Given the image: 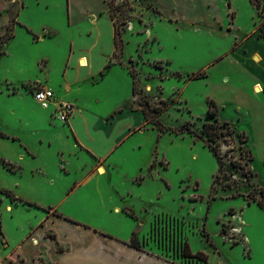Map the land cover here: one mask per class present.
Returning a JSON list of instances; mask_svg holds the SVG:
<instances>
[{
    "label": "rangeland",
    "instance_id": "obj_1",
    "mask_svg": "<svg viewBox=\"0 0 264 264\" xmlns=\"http://www.w3.org/2000/svg\"><path fill=\"white\" fill-rule=\"evenodd\" d=\"M45 1L53 19L58 18L61 0ZM107 2V16L120 32L121 50L115 60L134 83L131 109H141L162 129L140 121L142 132L127 141L130 153L123 167L94 176L76 189L60 182L64 195H49L41 200L45 205L37 206L49 216L58 213L73 226L80 224L113 239L124 249L136 236L141 243L136 255L149 264H264V208L253 201L262 200L260 191L264 195V94L252 92L254 81L264 77V0ZM15 14L11 9L13 19ZM13 26L14 22L8 29ZM2 42L0 132L21 134L24 121H33L42 110L22 94L20 83L40 76L46 61L55 70L62 55L54 56L53 42L31 44L23 34L6 46ZM124 53L129 57L121 60ZM38 86L22 87L33 95ZM211 101L217 124L226 123L223 129L229 131L218 144L220 170L200 138L203 124L214 121L207 117ZM26 138L24 145L11 140H5L11 148L0 144V188L12 193L18 175L7 170L1 157L17 171V164L23 168L19 152L23 156L24 146L40 163H52L34 138ZM232 161L242 168L233 167ZM69 170L59 180H82L74 166ZM4 197L0 193V201ZM27 214L17 211L18 221L24 222ZM48 236L55 239L52 232ZM70 249L71 243L56 247L62 252ZM124 259L133 261L119 253L117 261Z\"/></svg>",
    "mask_w": 264,
    "mask_h": 264
},
{
    "label": "crops",
    "instance_id": "obj_2",
    "mask_svg": "<svg viewBox=\"0 0 264 264\" xmlns=\"http://www.w3.org/2000/svg\"><path fill=\"white\" fill-rule=\"evenodd\" d=\"M60 3L59 17L53 19L45 0H0V40L8 33L11 20L14 22L11 36L1 45L6 46L16 35L23 34L31 44L53 42L54 56L60 59L62 55V60L56 61L55 70L46 61L40 76L20 83L22 94L27 93L42 110L39 115L33 121H24L21 134L18 130H8L6 134L9 135L2 133L5 137H0V144L9 148L5 140L24 145L28 142L27 136L34 138L42 153L51 158L48 167L36 159L31 149L21 146L23 156L21 152L19 155L23 168L16 163L17 171L11 172L18 177L14 178L15 186L11 189L14 193L8 191L36 206L45 205L41 200L49 195L63 196V190L71 184L72 189H76L94 176L102 177L115 167V170L123 167L122 160L126 161L130 153L127 141L135 132H142L141 122L150 123L141 109H131L134 83L126 68L115 60L119 51L114 43V22L107 16V0H61ZM14 8L13 19L10 10ZM3 53L0 51V57ZM128 57L124 53L121 60ZM30 83L52 89L60 101L74 106L67 124L54 119L53 105L42 109L32 93L25 92L22 86ZM262 83L264 85V77L254 81L252 92L264 94ZM9 85L6 84V89ZM256 85L260 90H253ZM73 166L74 174L82 175V180L77 182L76 178L72 183L74 176L59 180L58 177L69 174ZM100 168L104 170L102 176ZM60 182H65L64 189L60 188ZM0 205V211L3 208L5 213H0V264H149L136 255L138 250L128 246L124 249L113 239L80 227V224L74 227L58 213L55 217L49 216L45 209H37L39 211L34 213L30 210L34 207L11 202L6 197ZM19 210L28 213L22 223L16 215ZM114 212L120 213L115 209ZM51 232L55 239L48 236ZM66 243H71L72 249L56 250L57 245ZM119 253H127L133 261H117Z\"/></svg>",
    "mask_w": 264,
    "mask_h": 264
},
{
    "label": "trees",
    "instance_id": "obj_3",
    "mask_svg": "<svg viewBox=\"0 0 264 264\" xmlns=\"http://www.w3.org/2000/svg\"><path fill=\"white\" fill-rule=\"evenodd\" d=\"M13 22V20H11L10 24ZM8 31L11 32V29L9 28ZM8 36L7 34L2 38V40L7 39ZM114 43H115V48L116 51H120L121 50V43H120V32L119 30L115 27V35H114ZM201 78V76L196 77L195 79H199ZM133 93L135 94V89L133 87ZM161 112V110H158L157 113ZM145 118L147 120H149L150 123L156 124L160 129H162V126L159 125V123L157 121H151L150 118L148 117V115L143 112ZM217 109L214 105V102L211 101L210 104L208 105V110H207V117L208 118H213L214 121L212 123H204L203 127H202V131L200 134V138L202 139V141H206L207 144L205 146H207L209 148V150L211 151V153L213 154V156L216 158L217 164H218V170H220L223 167V161L222 158L219 154V150H218V144H219V140H225V132L229 131H225L223 129V126H226V123H224V125H219L217 124ZM228 128V127H225ZM229 129V128H228ZM227 129V130H228ZM189 131V129H187ZM0 137H5L4 134L0 133ZM3 163L4 166H6L8 168V170L13 171V169L11 168V165L7 164L5 161H1ZM231 165L235 168H242V166L240 165L239 162H235L232 161ZM154 165L151 164L150 165V169H153ZM0 193L3 194L6 198H8L11 202H22L23 204L30 206V207H34L36 209H39L38 206L31 204L29 202L26 201H22L21 199H18L17 197L14 196V194H12L10 191L8 190H4V189H0ZM260 195H261V199L262 200H255L253 198V201H256L257 205L261 208H264V195L263 192L260 191ZM250 203V202H249ZM59 215H57L58 217ZM127 246L130 248H133L135 250L140 251L141 250V243L139 242L138 238L136 236H132L130 241L127 243ZM183 252L184 254H187V256H189L190 252L189 249L187 247L186 244L183 245ZM198 256L199 259L203 260L205 259L204 255L202 254H198L196 255Z\"/></svg>",
    "mask_w": 264,
    "mask_h": 264
},
{
    "label": "built area",
    "instance_id": "obj_4",
    "mask_svg": "<svg viewBox=\"0 0 264 264\" xmlns=\"http://www.w3.org/2000/svg\"><path fill=\"white\" fill-rule=\"evenodd\" d=\"M33 90V98L42 109H47L53 105L55 108L54 119L61 124L69 122L74 112V106L71 103L60 101L53 90L48 87L38 86L33 87Z\"/></svg>",
    "mask_w": 264,
    "mask_h": 264
},
{
    "label": "bare ground",
    "instance_id": "obj_5",
    "mask_svg": "<svg viewBox=\"0 0 264 264\" xmlns=\"http://www.w3.org/2000/svg\"><path fill=\"white\" fill-rule=\"evenodd\" d=\"M258 90H260V89L258 88ZM260 92H261V91H260ZM260 92H259V93H260ZM98 171H99V174H100V175H103L104 170H103L102 168H100Z\"/></svg>",
    "mask_w": 264,
    "mask_h": 264
}]
</instances>
